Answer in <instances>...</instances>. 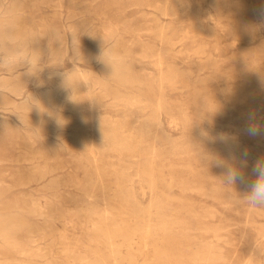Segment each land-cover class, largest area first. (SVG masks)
<instances>
[{
    "label": "rangeland",
    "instance_id": "1",
    "mask_svg": "<svg viewBox=\"0 0 264 264\" xmlns=\"http://www.w3.org/2000/svg\"><path fill=\"white\" fill-rule=\"evenodd\" d=\"M0 47V264H264V207L223 182L264 158V0H0Z\"/></svg>",
    "mask_w": 264,
    "mask_h": 264
},
{
    "label": "clouds",
    "instance_id": "2",
    "mask_svg": "<svg viewBox=\"0 0 264 264\" xmlns=\"http://www.w3.org/2000/svg\"><path fill=\"white\" fill-rule=\"evenodd\" d=\"M100 60L108 67L117 70L122 61L112 51L102 50ZM24 59V54H8L0 57V64H12ZM250 135H258L261 133V128L256 123H250L247 129ZM244 159L241 161L240 166L228 165L227 172L224 176L223 182L226 185L234 186L237 183L246 186V192L242 196V200L253 207H264V158L258 159L252 166L250 179L244 168L247 167V154H244ZM219 163H224L219 161Z\"/></svg>",
    "mask_w": 264,
    "mask_h": 264
},
{
    "label": "bare ground",
    "instance_id": "3",
    "mask_svg": "<svg viewBox=\"0 0 264 264\" xmlns=\"http://www.w3.org/2000/svg\"><path fill=\"white\" fill-rule=\"evenodd\" d=\"M13 1V0H12ZM14 3H15V0H14ZM206 12V11H205ZM208 12V11H207ZM4 14V13H3ZM9 14H11V13H9ZM164 14H166V15H168V14H171V12L168 10V9H166L165 11H164ZM214 19V18H213ZM208 20V19H207ZM192 22V21H191ZM10 24V23H9ZM192 24V23H191ZM195 25V24H194ZM102 29H105V28H102ZM163 29V28H162ZM200 29V28H199ZM160 30V29H159ZM198 30V29H197ZM32 32V31H31ZM106 32V31H105ZM82 33V32H81ZM11 35V34H10ZM33 34H31V36H32ZM121 35V34H120ZM71 36V35H70ZM119 36V35H118ZM159 37V36H158ZM237 41V40H236ZM74 42V41H73ZM2 43V42H1ZM32 43V42H31ZM4 45V44H3ZM20 46V45H19ZM110 46H112V45H110ZM74 47V46H73ZM72 47V48H73ZM108 47V46H107ZM1 48H3V47H0V49ZM75 48V47H74ZM76 49V48H75ZM74 49V50H75ZM79 49V52H80V50H81V48H78ZM77 49V50H78ZM2 50V49H1ZM0 50V51H1ZM101 50V49H100ZM105 50L106 51H112L113 53H115L118 57H120V59H121V61H122V56L116 51V50H113V48H105ZM217 50V49H216ZM3 52H4V50H2ZM32 51V50H31ZM86 51V50H85ZM89 51V50H88ZM123 51V50H122ZM76 51H73V53H75ZM78 52V53H79ZM90 52H92V51H90ZM102 52V51H101ZM101 52H94L93 54H94V56L95 57H97V59L100 57V55H101ZM33 53V52H32ZM88 53V52H87ZM164 53V52H163ZM200 53V52H199ZM83 54V53H82ZM166 54V53H165ZM201 54V53H200ZM6 55V54H5ZM32 55H34V54H32ZM77 55V54H76ZM211 55V54H210ZM198 56V55H197ZM200 56H202V55H200ZM34 57V56H33ZM33 57H32V59H33ZM72 57V56H71ZM94 57V58H95ZM193 57V56H192ZM31 59V60H32ZM72 59V58H71ZM77 59H79V58H77ZM83 59V58H82ZM82 59L81 60H79V61H82ZM90 59V58H89ZM100 59V58H99ZM30 60V61H31ZM86 60V59H85ZM88 60V59H87ZM95 60V59H94ZM84 61V60H83ZM91 61V60H90ZM32 62H33V60H32ZM103 63V62H102ZM130 63V62H129ZM194 63V62H193ZM104 64V63H103ZM102 66V65H101ZM100 66V68L101 69H99V70H102V72L103 73H111V74H115V75H118L119 74V71H118V69L117 70H113V68H104V66L103 67H101ZM174 66V65H173ZM29 67V66H28ZM128 67V66H127ZM97 68H98V66H97ZM129 68H130V65H129ZM169 68V67H168ZM260 68V67H259ZM177 69V68H176ZM73 70V69H72ZM129 70V69H128ZM179 71V70H178ZM79 72V71H78ZM82 72H83V70H82ZM69 73V72H68ZM72 73H74V71L72 72ZM176 73V72H175ZM180 73H181V71H180ZM29 74V73H28ZM96 74V73H95ZM130 74V73H129ZM4 75V74H3ZM52 75V74H51ZM58 75V74H57ZM81 75V74H80ZM180 75V74H179ZM28 76V75H27ZM27 76H25V77H27ZM60 76V75H59ZM104 76V75H103ZM95 77V76H94ZM158 77V76H157ZM156 77V78H157ZM167 77V76H166ZM188 77H190V76H188ZM83 78V77H82ZM121 78V77H120ZM168 78V77H167ZM182 78V77H181ZM62 79V78H61ZM96 79H98V78H96ZM79 80V79H78ZM84 80H87V77H84ZM156 80V79H155ZM159 80V79H158ZM186 80V79H185ZM198 80V79H197ZM69 81V80H68ZM19 82V81H18ZM85 82H87V81H85ZM171 82V81H170ZM174 82V81H173ZM24 83V82H23ZM157 83V82H156ZM175 83V82H174ZM178 83V82H177ZM186 83H187V80H186ZM5 84H6V81L5 82H2L1 83V86H5ZM86 84V83H85ZM109 84V83H108ZM57 86V85H56ZM85 87H87L86 85H85ZM174 87V86H173ZM189 87V86H188ZM20 88H21V86L19 85V84H16L15 86H13V87H11L10 88V90L13 92V93H15V94H20ZM6 89V88H5ZM52 89V88H51ZM80 89H81V86H80ZM79 89V90H80ZM105 89V88H104ZM193 89H194V87H193ZM7 91H8V89H6ZM22 90H24V89H22ZM49 90V89H48ZM178 90V89H177ZM54 91V90H53ZM82 92V91H81ZM86 92H87V90H86ZM21 93H22V91H21ZM43 93V92H42ZM46 93H47V91H46ZM39 94V93H38ZM85 94V93H84ZM88 94H89V90H88ZM13 95V94H12ZM28 95V94H27ZM41 95V94H40ZM40 95H39V97H40ZM43 95V94H42ZM60 95H61V93H60ZM66 95V94H65ZM90 95V94H89ZM88 95V96H89ZM20 96V95H19ZM29 96V95H28ZM44 96H45V93H44ZM33 97V96H32ZM90 97V96H89ZM35 97H33V99H34ZM68 98H69V96H68ZM108 98V97H107ZM41 99V98H40ZM195 99V98H194ZM27 100V99H26ZM72 100V99H71ZM75 100V99H74ZM91 100V99H90ZM95 100V99H94ZM34 101V100H33ZM36 101H38L37 100V98H36ZM69 101V100H68ZM75 101H77V99L75 100ZM97 101V99L95 100V102ZM102 101H103V99H102ZM27 102V101H26ZM32 102V101H31ZM99 102V101H98ZM36 103H38V102H35V104ZM74 103V102H73ZM141 104V103H140ZM29 105V104H28ZM101 105V104H100ZM21 106V105H20ZM65 106V105H64ZM102 106V105H101ZM111 106V105H110ZM7 107V106H6ZM59 107V106H58ZM92 107V106H91ZM91 107H89V108H91ZM97 107H98V105H97ZM100 107V106H99ZM98 107V108H99ZM126 107V106H125ZM148 107V106H147ZM29 108V107H28ZM32 108V107H31ZM30 108V109H31ZM54 108V107H53ZM96 108V107H95ZM16 109V108H15ZM97 109V108H96ZM145 109V108H144ZM183 109V108H182ZM25 110H27V109H25ZM146 111V110H145ZM158 111V110H157ZM196 111V110H195ZM98 112V111H97ZM125 112V111H124ZM194 112V111H193ZM209 112V111H208ZM252 112V111H251ZM144 113V112H143ZM195 113V112H194ZM249 113H250V110H249ZM15 114V113H14ZM91 114V113H90ZM98 114H99V112H98ZM97 114V115H98ZM185 114V113H184ZM187 114V113H186ZM210 114V113H209ZM218 114V113H217ZM17 115V114H16ZM23 115V114H22ZM92 115V114H91ZM91 115H90V117H91ZM166 116V115H165ZM169 116V115H168ZM250 116H252L251 114H250ZM264 116V115H263ZM262 116V117H263ZM169 117H171V116H169ZM174 117V116H173ZM185 117V116H184ZM187 117H188V114H187ZM20 118V117H19ZM65 118V117H64ZM175 118V117H174ZM61 119V118H60ZM156 119H157V121H158V117L156 116ZM172 119V118H171ZM20 120V119H19ZM22 120V119H21ZM139 120V119H138ZM140 120H142V119H140ZM174 120V119H173ZM200 120V119H199ZM210 120V119H209ZM175 121H177V120H175ZM91 122H93V121H91ZM112 123H114V122H112ZM177 123H178V121H177ZM4 124V123H3ZM8 124H10V123H8ZM23 124V123H22ZM6 125V124H5ZM94 125V124H93ZM105 125V124H104ZM222 125V124H221ZM225 125V124H224ZM17 126V125H16ZM14 127V126H13ZM105 127V126H104ZM196 127V126H195ZM97 128V127H96ZM116 128V127H115ZM197 128H198V126H197ZM203 128V127H202ZM217 128V127H216ZM216 128H215V130H216ZM16 129V128H15ZM92 129V128H91ZM94 129V128H93ZM103 130H104V128H102ZM101 129V130H102ZM147 129V128H146ZM112 130V129H111ZM157 131V130H156ZM98 132H99V130H98ZM104 132V131H103ZM197 132H199V131H197ZM200 132H201V130H200ZM146 133V132H145ZM206 133V132H205ZM219 133V132H218ZM71 135V134H70ZM101 135V134H100ZM147 135V134H146ZM195 135H196V133H195ZM194 135V136H195ZM220 135V134H219ZM141 136V135H140ZM158 136V135H157ZM104 137V136H103ZM106 138V137H105ZM141 138V137H140ZM107 139V138H106ZM157 139V138H156ZM140 140V139H139ZM78 143L80 144V145H82V146H87L90 150H91V152H93L94 150H96V149H98V144L96 143V141L92 138V137H87V136H83V137H81L79 140H78ZM119 143V145H120V143L121 142H116V143H114V144H118ZM236 143V142H235ZM228 144V147L229 146H232V144L231 143H227ZM26 146V145H25ZM27 146H28V144H27ZM235 146V145H234ZM233 146V147H234ZM116 147V146H115ZM124 147V146H123ZM129 147V146H128ZM139 147V146H138ZM236 147H237V145H236ZM108 148V147H107ZM99 149H101V148H99ZM106 148H104V150H105ZM114 149H116V148H114ZM191 149V148H190ZM53 150V149H52ZM107 150V149H106ZM125 150V149H124ZM148 151V150H147ZM96 152H97V150H96ZM100 152H103V151H100ZM238 152V151H237ZM98 153V152H97ZM101 155V154H100ZM195 155V154H194ZM198 155V154H197ZM34 160V159H33ZM46 166V165H45ZM62 166V165H61ZM107 167H108V165H107ZM129 167V166H128ZM205 167V166H204ZM57 168V167H56ZM46 169V168H45ZM48 170V169H47ZM138 170V169H137ZM141 170V169H140ZM14 172H16V170L14 171ZM22 171H20V173H21ZM14 174V173H13ZM16 174V173H15ZM14 174V175H15ZM24 174V173H23ZM21 175H22V173H21ZM129 175V174H128ZM23 176V175H22ZM138 176V175H137ZM18 177V176H17ZM29 177V176H28ZM54 177V176H53ZM22 178V177H21ZM26 179H27V177H25ZM46 178V177H45ZM148 178H149V176H148ZM17 179H19V178H17ZM24 179V178H23ZM37 179V178H36ZM101 179V178H100ZM30 180H32V179H30ZM120 180V179H119ZM20 181V180H19ZM25 181V180H24ZM23 180H22V184H24L25 182H24ZM152 182H154V181H152ZM142 183V182H141ZM151 184V183H150ZM117 185H119V184H117ZM103 186V185H102ZM149 186V185H148ZM151 187V186H150ZM2 188H4V187H2ZM1 188V189H2ZM149 188V187H148ZM103 190V189H102ZM148 190V189H147ZM204 190V189H203ZM131 191V190H130ZM152 194V193H151ZM122 195H123V200H129V198H130V196H131V193L130 192H128V191H125L124 193H123V191H122ZM41 197V196H40ZM94 198V195L93 194H90L89 195V199H88V202L86 203V206L84 207V210L86 211V213L87 214H99V213H101V214H107V210L105 209L104 211H102V212H100V211H98L97 210V205H95L91 200ZM168 198V197H167ZM183 198V197H182ZM236 198V197H235ZM3 200V199H2ZM52 201V200H51ZM135 201V200H134ZM133 201V202H134ZM150 202V201H149ZM125 203V202H124ZM4 205V204H3ZM128 205V204H127ZM188 205V204H187ZM48 206V205H47ZM150 207V206H149ZM174 208V207H173ZM57 209V208H56ZM55 209V210H56ZM54 210V209H53ZM54 212H57V211H54ZM149 212V211H148ZM34 213V212H33ZM52 213V212H51ZM16 214V213H15ZM58 214V213H57ZM151 214V213H150ZM182 214V213H181ZM191 214H193V213H191ZM42 215V214H41ZM45 215H47V214H45ZM144 215V214H143ZM159 215V214H158ZM40 216V215H39ZM43 216V215H42ZM41 216V217H42ZM37 217V216H36ZM149 217V216H148ZM170 217V216H169ZM171 217H173V216H171ZM48 218V217H47ZM22 219V218H21ZM54 219V218H53ZM56 219V218H55ZM143 219V218H142ZM49 220H50V218H49ZM49 220H47L48 222H49ZM156 220V219H155ZM172 220V219H171ZM44 222H46V221H44ZM151 222V221H150ZM237 223V222H236ZM11 224V223H10ZM50 224V223H49ZM183 224V223H182ZM51 225V224H50ZM173 225V224H172ZM135 227V226H134ZM30 228V227H29ZM134 229V228H133ZM4 230V229H3ZM134 230H136V229H134ZM147 230L148 229H146V232H147ZM1 231V230H0ZM131 231H133V230H131ZM143 231V230H142ZM211 231V230H210ZM164 232V231H163ZM5 233V232H4ZM2 234V233H1ZM37 234V233H36ZM4 235V234H3ZM2 235V236H3ZM1 236V235H0ZM6 236H8V235H6ZM54 236V235H53ZM133 237H135V236H133ZM1 238V237H0ZM6 238V237H5ZM35 238V237H34ZM37 238V237H36ZM48 238V237H47ZM2 239V238H1ZM43 239V238H42ZM4 240V239H3ZM6 240V239H5ZM12 240V239H11ZM37 240V239H36ZM2 241V240H1ZM13 241V240H12ZM131 242V241H130ZM157 243V242H156ZM1 245V244H0ZM112 245V244H111ZM168 245V244H167ZM262 247V246H261ZM149 248H151V246H149ZM152 248H154L153 246H152ZM59 249V248H58ZM211 250V249H210ZM113 251V250H112ZM252 251V250H251ZM155 252V251H154ZM40 253H41V251H40ZM57 253V252H56ZM115 253V252H114ZM156 253V252H155ZM252 253V252H251ZM112 254V253H111ZM140 254V253H139ZM186 254V253H185ZM195 254V253H194ZM261 254V253H260ZM113 255V254H112ZM141 255H142V253H141ZM143 255H145V253L143 254ZM188 255V254H187ZM260 257V256H259ZM120 258V257H119ZM117 259V258H116ZM175 259V258H174ZM115 260V259H114ZM143 260V259H142ZM151 260H152V258H151ZM258 260V259H257ZM86 262V261H85ZM114 263H115V261H114ZM253 263V262H252ZM171 264V263H170ZM182 264V263H181Z\"/></svg>",
    "mask_w": 264,
    "mask_h": 264
}]
</instances>
